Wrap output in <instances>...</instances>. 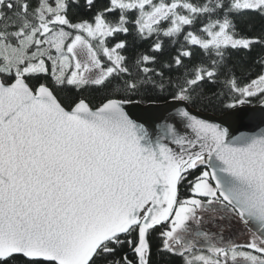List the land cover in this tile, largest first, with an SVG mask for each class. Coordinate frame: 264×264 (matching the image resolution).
<instances>
[{"label":"snow or ice","instance_id":"1","mask_svg":"<svg viewBox=\"0 0 264 264\" xmlns=\"http://www.w3.org/2000/svg\"><path fill=\"white\" fill-rule=\"evenodd\" d=\"M0 264H264V0H0Z\"/></svg>","mask_w":264,"mask_h":264},{"label":"water","instance_id":"2","mask_svg":"<svg viewBox=\"0 0 264 264\" xmlns=\"http://www.w3.org/2000/svg\"><path fill=\"white\" fill-rule=\"evenodd\" d=\"M201 115L204 116L205 118H214V117H218L219 114H216V113H213L211 111H206V112H201ZM257 117L259 116V112L256 113ZM259 121H255L254 123H258ZM250 130H258L257 129H241V131H250ZM234 134H239L238 132L237 133H234Z\"/></svg>","mask_w":264,"mask_h":264},{"label":"trees","instance_id":"3","mask_svg":"<svg viewBox=\"0 0 264 264\" xmlns=\"http://www.w3.org/2000/svg\"><path fill=\"white\" fill-rule=\"evenodd\" d=\"M259 27H260V25H259V23H258V24H257V29H259ZM211 112H213V111H211ZM213 113L219 114L218 112H213Z\"/></svg>","mask_w":264,"mask_h":264},{"label":"flooded vegetation","instance_id":"4","mask_svg":"<svg viewBox=\"0 0 264 264\" xmlns=\"http://www.w3.org/2000/svg\"><path fill=\"white\" fill-rule=\"evenodd\" d=\"M210 227V226H209Z\"/></svg>","mask_w":264,"mask_h":264}]
</instances>
